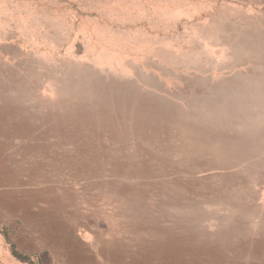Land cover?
<instances>
[{
  "label": "crops",
  "instance_id": "obj_1",
  "mask_svg": "<svg viewBox=\"0 0 264 264\" xmlns=\"http://www.w3.org/2000/svg\"><path fill=\"white\" fill-rule=\"evenodd\" d=\"M135 1L120 21L125 41L100 46L104 55L137 61L120 69L135 83H79L69 90L26 83L9 69L24 53L0 41V141L7 164L27 165L28 181L34 159L50 165L69 153L68 139H87L88 127L71 107L88 104V93L98 106L126 109L122 122L114 120L122 125H114L110 146L148 157L145 171L154 180L148 186L161 189L168 230L152 250L185 264L182 245L194 239L184 241V229L213 220L201 215H247L241 223L224 217L214 228L264 227V0ZM18 201L17 215H28L34 202ZM11 208L4 204L10 215Z\"/></svg>",
  "mask_w": 264,
  "mask_h": 264
},
{
  "label": "rangeland",
  "instance_id": "obj_2",
  "mask_svg": "<svg viewBox=\"0 0 264 264\" xmlns=\"http://www.w3.org/2000/svg\"><path fill=\"white\" fill-rule=\"evenodd\" d=\"M137 5L135 0H0V41L15 43L24 53L10 74L68 90L79 83H135L120 69L137 61L104 55L100 46L125 41L127 28L120 21ZM88 94V104L71 107L72 116L79 111L88 127L87 139H68L69 153L64 150L50 165L34 159L28 181L27 165L7 164L8 148L0 141V264H171L152 250L161 247L168 230L157 200L161 189L148 186L154 184L153 172L144 167L148 157L110 146L117 138L114 125L119 126L114 120L121 121L126 109L98 106ZM121 134L129 142V133ZM17 200L34 202L28 215H17ZM8 202L11 215L4 209ZM51 211L57 215H40ZM206 217L213 220L201 229L183 231L184 241L194 239L182 245L188 250L179 257L185 264H264V227L214 228L224 217L241 223L247 215H201V221Z\"/></svg>",
  "mask_w": 264,
  "mask_h": 264
},
{
  "label": "trees",
  "instance_id": "obj_3",
  "mask_svg": "<svg viewBox=\"0 0 264 264\" xmlns=\"http://www.w3.org/2000/svg\"><path fill=\"white\" fill-rule=\"evenodd\" d=\"M14 254H15L18 258H20V259H25V260H26L25 257H23V256H21V255H18L16 252H14Z\"/></svg>",
  "mask_w": 264,
  "mask_h": 264
}]
</instances>
